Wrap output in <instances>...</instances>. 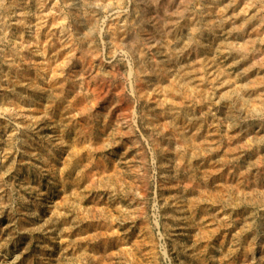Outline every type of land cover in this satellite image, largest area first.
Returning a JSON list of instances; mask_svg holds the SVG:
<instances>
[{"label": "rangeland", "instance_id": "rangeland-1", "mask_svg": "<svg viewBox=\"0 0 264 264\" xmlns=\"http://www.w3.org/2000/svg\"><path fill=\"white\" fill-rule=\"evenodd\" d=\"M0 264H264V0H0Z\"/></svg>", "mask_w": 264, "mask_h": 264}, {"label": "bare ground", "instance_id": "bare-ground-1", "mask_svg": "<svg viewBox=\"0 0 264 264\" xmlns=\"http://www.w3.org/2000/svg\"><path fill=\"white\" fill-rule=\"evenodd\" d=\"M228 4V3H227ZM260 12V11H259ZM259 14V13H258ZM258 16V15H257ZM260 16V15H259ZM255 17V16H254ZM258 19V18H257ZM256 20V19H255ZM254 20V21H255ZM263 21V20H262ZM259 24V23H258ZM257 27V26H256ZM232 28H234V27H232ZM238 29V28H237ZM257 30V29H256ZM261 30V29H260ZM240 31V30H239ZM257 33V32H256ZM247 53V52H246ZM194 157V156H193ZM190 158V157H189Z\"/></svg>", "mask_w": 264, "mask_h": 264}]
</instances>
